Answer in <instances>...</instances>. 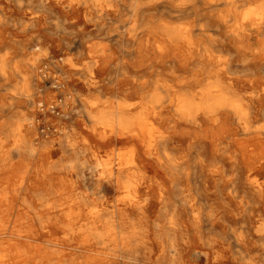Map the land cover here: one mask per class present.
<instances>
[{
  "label": "bare ground",
  "instance_id": "obj_1",
  "mask_svg": "<svg viewBox=\"0 0 264 264\" xmlns=\"http://www.w3.org/2000/svg\"><path fill=\"white\" fill-rule=\"evenodd\" d=\"M248 236L264 0H0V264H264Z\"/></svg>",
  "mask_w": 264,
  "mask_h": 264
},
{
  "label": "rangeland",
  "instance_id": "obj_2",
  "mask_svg": "<svg viewBox=\"0 0 264 264\" xmlns=\"http://www.w3.org/2000/svg\"><path fill=\"white\" fill-rule=\"evenodd\" d=\"M222 229V227H216L217 231H221ZM245 239L247 240L245 246H250L249 243H254V246L251 249V253L257 255L264 262V244L259 245L257 237L248 236ZM262 241L264 242V239ZM230 246H233L232 243H230Z\"/></svg>",
  "mask_w": 264,
  "mask_h": 264
}]
</instances>
